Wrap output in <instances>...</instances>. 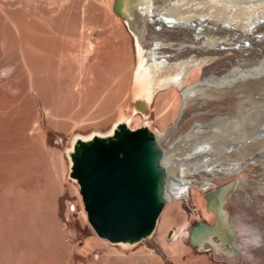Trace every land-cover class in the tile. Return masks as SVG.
Instances as JSON below:
<instances>
[{
    "label": "bare ground",
    "instance_id": "6f19581e",
    "mask_svg": "<svg viewBox=\"0 0 264 264\" xmlns=\"http://www.w3.org/2000/svg\"><path fill=\"white\" fill-rule=\"evenodd\" d=\"M130 1L132 10L126 13L135 23L133 33L124 18H114L117 29L126 26L134 48L128 105L108 132L74 137L66 156L78 137L112 135L119 124L152 127L153 110L155 121L164 123L163 98L178 95L173 122L155 133L172 162L167 205L191 192L212 226L191 241L185 216L179 206L171 205L161 214L153 236L127 253L121 250L128 249L123 243L117 248L102 238L85 240L82 224L71 216L65 256L63 238L60 248L54 241L64 218L55 214L41 221L39 185H0V192L6 187L10 195L9 208H2L0 198V264L5 262L3 244L18 237L25 239L14 257L19 256L18 264H264V185L259 182L264 176V0ZM104 3L113 9L116 0ZM16 7L0 5L2 40H23L24 27L32 21L29 15L21 17L22 8ZM93 36L89 29L65 41L72 51L76 91L92 80L97 68ZM202 66L197 81L188 84L192 71ZM30 94L36 95L33 88ZM133 97L148 103L149 115L129 111ZM42 133L48 135L49 127ZM22 144L14 129L0 127V163L6 172L16 171L18 160L27 162L42 146ZM4 174L0 170V178ZM151 244L161 249V255L150 249Z\"/></svg>",
    "mask_w": 264,
    "mask_h": 264
},
{
    "label": "rangeland",
    "instance_id": "374dc122",
    "mask_svg": "<svg viewBox=\"0 0 264 264\" xmlns=\"http://www.w3.org/2000/svg\"><path fill=\"white\" fill-rule=\"evenodd\" d=\"M0 5L5 8L20 7L23 11L20 13L21 17L29 15L30 21L32 20L28 28L24 27L26 33H22L21 37L24 39L20 38V42L17 39L15 42L14 37L0 39V108L8 109L0 112V127L14 129L18 141L21 140L25 148L32 146V143L39 146L42 143L36 156L27 162L20 159L15 163L16 171L6 172V167L1 162L0 170L5 174L0 178V185H39V216L43 217L41 221L55 214L64 218L56 229L54 241L60 248L63 238L62 242L66 244L63 245L61 255L67 256L73 229L70 226L71 216L76 218L77 223L82 224L81 230L87 233L85 240L101 238L99 239L89 223L77 180L71 177V171L68 174L70 159L65 150L71 146L77 135L108 132L120 118V113L126 109L135 68L131 34L125 25L120 29L116 28L114 18L119 17L104 0H0ZM20 15L17 20H20ZM89 29L95 34L92 37L95 40L92 46L93 50H97V68L91 76L92 80L82 83L76 91L73 66L70 63L72 51L65 41L71 37L77 38V34ZM254 59L252 57V60ZM202 68L203 66L196 67L192 71L188 84L197 81ZM32 88L35 96L30 94ZM178 100V95L168 94L163 98L166 111L164 123L155 121L153 110L150 115L152 127L148 124L142 127L146 126L151 132L157 133V130L162 131L169 126L174 120L173 108L178 109ZM44 106L47 112L44 111ZM48 127L50 133L43 135L42 130ZM259 182L264 185V176L259 178ZM5 189L6 187L0 192V202L2 208L6 205V208H9L10 195ZM194 198L193 194L188 192L186 198L164 208L165 210L171 205L179 206L191 232L202 222L212 226L203 219L200 203ZM63 225H68L71 230ZM153 234L144 240L151 238ZM171 234L173 235L172 230L168 235L169 240L172 239ZM19 238L22 237L9 240H14L15 243L3 244V264H18L19 256L14 258L17 257L15 254H19L17 251L25 243L24 238ZM144 240L133 244L123 243L128 245V249L121 248L118 245L120 243L112 244L129 253ZM150 249L161 255L158 246L151 244Z\"/></svg>",
    "mask_w": 264,
    "mask_h": 264
},
{
    "label": "water",
    "instance_id": "95a60500",
    "mask_svg": "<svg viewBox=\"0 0 264 264\" xmlns=\"http://www.w3.org/2000/svg\"><path fill=\"white\" fill-rule=\"evenodd\" d=\"M131 8L130 0H116L113 12L133 33L135 23L126 13ZM129 111L147 116L149 106L133 97ZM69 158L71 177L80 186L89 223L99 238L133 244L154 233L168 203L172 165L155 133L119 124L112 135L78 137ZM208 227L200 223L192 239Z\"/></svg>",
    "mask_w": 264,
    "mask_h": 264
}]
</instances>
